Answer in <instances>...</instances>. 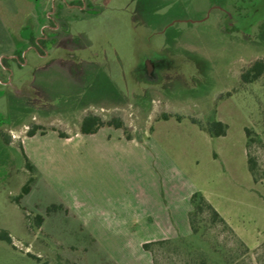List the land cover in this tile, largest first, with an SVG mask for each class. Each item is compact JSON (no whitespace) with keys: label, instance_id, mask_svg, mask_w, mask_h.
Returning <instances> with one entry per match:
<instances>
[{"label":"rangeland","instance_id":"rangeland-1","mask_svg":"<svg viewBox=\"0 0 264 264\" xmlns=\"http://www.w3.org/2000/svg\"><path fill=\"white\" fill-rule=\"evenodd\" d=\"M45 2L0 0V51L7 40L19 48L20 29L38 34ZM66 31L72 55L61 47L49 69L29 60L24 84L0 90V120L13 122L0 126V233L11 239L0 241V264H152L142 244L188 237L195 192L257 248L264 74L242 84L240 73L264 61V0H113ZM77 108L87 110L67 118ZM88 113L126 130L81 134ZM191 119L228 128L211 138ZM245 128L260 137L248 151L257 182ZM23 153L42 175L20 196L30 176ZM204 235L227 239L216 227ZM180 251L158 248L157 264H199Z\"/></svg>","mask_w":264,"mask_h":264},{"label":"trees","instance_id":"trees-1","mask_svg":"<svg viewBox=\"0 0 264 264\" xmlns=\"http://www.w3.org/2000/svg\"><path fill=\"white\" fill-rule=\"evenodd\" d=\"M262 74H264V61H254L241 71L240 83H254L260 76H262ZM229 96L230 94L228 93L226 98ZM168 117H170V115H164L162 119H167ZM191 121L198 125L199 129L207 133L211 138L224 136L228 128L225 123L217 120H212L206 125L201 124L195 119H191ZM102 127H113L114 129L126 130L122 123L117 119L103 121L99 116L90 114L80 123L79 132L84 135L95 134ZM38 129V127L31 128L27 132V136H33ZM53 130L56 131V129ZM244 132L246 137L245 150L247 170L252 177V180L257 182L256 164L254 159L250 157L248 151L251 143L260 142V137L259 134L255 133V136L257 137L251 138V135L254 133L247 128L244 129ZM40 133L43 134V132ZM57 133L61 138L66 137L62 133ZM130 138L129 135H126V139L129 140ZM22 155L24 158L25 169L30 176L21 188L20 196L28 194L38 172L26 155L24 153ZM190 206L191 209L188 212L190 235L188 237L179 236L175 239L158 240L142 244L141 248L143 251L149 253L152 264H157L155 250L158 248H172L175 252L182 250L183 253L190 258L198 256L199 264H264V241L257 248L250 250L234 233L228 223L199 192H195L190 196ZM52 209H54V206L49 207L47 211L49 212ZM214 227L219 228L222 233L226 234L227 239L225 242L219 243L217 241V235L214 244L207 243L204 234L207 229ZM0 241H5L7 244H11V239L5 232L0 233Z\"/></svg>","mask_w":264,"mask_h":264},{"label":"flooded vegetation","instance_id":"flooded-vegetation-1","mask_svg":"<svg viewBox=\"0 0 264 264\" xmlns=\"http://www.w3.org/2000/svg\"><path fill=\"white\" fill-rule=\"evenodd\" d=\"M108 1L112 2L113 0H46L44 22L39 25L38 34L34 38L30 40L23 38L20 29L18 38L19 43L22 44L19 48L16 43H12L10 40L3 42V48L0 51V90H11L9 88L15 82H18L19 85L24 84L22 73L29 60L35 61V67L41 64L42 68L49 69L48 67L54 65V60L58 58V50L61 47L67 49V55H72L71 44L74 39L71 37L75 34L67 33L66 30L69 31L74 23L87 22L100 15ZM28 54H32L30 59L27 57ZM85 110L87 108L74 109L67 115V118H72L75 113ZM90 114L92 113L85 114L80 123ZM7 123L13 122H8L3 118L0 120V126Z\"/></svg>","mask_w":264,"mask_h":264},{"label":"crops","instance_id":"crops-1","mask_svg":"<svg viewBox=\"0 0 264 264\" xmlns=\"http://www.w3.org/2000/svg\"><path fill=\"white\" fill-rule=\"evenodd\" d=\"M36 167V169H37V171H38V173L40 174V175H42V172H41V170L37 167V166H35Z\"/></svg>","mask_w":264,"mask_h":264}]
</instances>
